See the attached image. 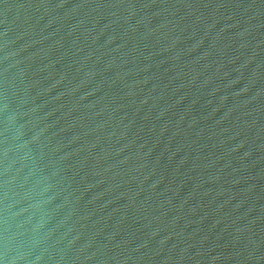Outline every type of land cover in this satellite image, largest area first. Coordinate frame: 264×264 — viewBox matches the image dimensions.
Instances as JSON below:
<instances>
[{"label":"water","instance_id":"water-1","mask_svg":"<svg viewBox=\"0 0 264 264\" xmlns=\"http://www.w3.org/2000/svg\"><path fill=\"white\" fill-rule=\"evenodd\" d=\"M0 264H264V0H0Z\"/></svg>","mask_w":264,"mask_h":264}]
</instances>
